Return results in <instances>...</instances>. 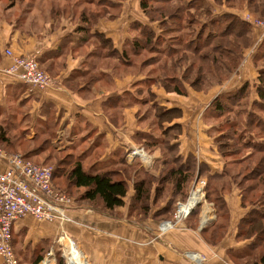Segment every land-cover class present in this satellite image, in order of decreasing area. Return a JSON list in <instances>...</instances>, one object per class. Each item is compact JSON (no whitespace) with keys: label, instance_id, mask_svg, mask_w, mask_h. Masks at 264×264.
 I'll use <instances>...</instances> for the list:
<instances>
[{"label":"crops","instance_id":"0c3cea01","mask_svg":"<svg viewBox=\"0 0 264 264\" xmlns=\"http://www.w3.org/2000/svg\"><path fill=\"white\" fill-rule=\"evenodd\" d=\"M130 7L128 5L123 10L127 14L125 19L122 17L116 20L107 16V19H114L117 23L119 21L118 26L110 28L103 23L90 30L81 23L75 24L73 18H67L65 14L58 18L44 17L38 26L36 19L39 15H35L33 22L27 25L28 13H25V9L22 18H15L13 8H2L0 129L14 143L21 137L28 139L22 136L26 133L31 134L29 139L43 135L47 138L46 135H49L50 140L57 143L59 148L75 151L76 158L81 159V162L88 161V172L91 167L99 168L110 163L109 168L117 159L126 161L125 153L137 143L151 142L150 145L157 144L158 147L148 145L151 151L143 163L145 170L151 173L161 162L159 142L164 138L163 133L172 127L170 130L176 136L174 141L178 143V152L182 157L191 154L198 163H205L210 171L218 172L220 160L215 154L217 152L213 140L204 138L209 129L202 126L200 117L199 121L194 119L197 107L200 109L205 103L201 93L190 89L182 97L167 93L161 87H148L147 77L140 76L133 80V70L130 69L128 71L131 72L119 77L115 71L122 64L112 57L105 58L107 47L103 44L98 42L95 48L98 41L93 39L95 34L110 40L113 50L116 49L119 54L128 48V44L133 41V16L141 18L139 12L133 13ZM65 13L67 15L68 9ZM224 13L237 14L230 10L217 15ZM69 14L72 16V9H69ZM256 48L255 44L243 60L242 68L253 58ZM6 49L14 54L34 57L41 69L51 76L52 84L46 90L39 91L4 74L3 70L11 64V59L4 53ZM129 57H133V53ZM110 60L116 65L109 69L105 62ZM131 64L133 67V61ZM243 71L237 76V82L256 81V69L249 71L248 75L242 74ZM237 89H228L222 93H231ZM144 96L149 98L148 102L141 99ZM256 98L252 91L250 101ZM156 106L177 109L181 113L162 124L163 135L160 136L152 131L153 127L148 131L137 122L133 124L135 120L139 121L137 118L134 120V116L140 115L142 119L143 110L144 113L149 110L145 114L150 115L153 121ZM5 167V162L0 159V171ZM154 192L155 185L153 195ZM221 196L228 215L224 221L204 201L189 218L163 234H160V224L167 220L158 222L153 217L127 219L110 216L92 207H79L75 201L69 212L73 222L65 224L63 231L79 246L84 264H238L244 256L249 255L246 250L255 241V238L238 237L251 208L241 205L240 193ZM211 209L215 219L199 230V222L212 214ZM61 231L56 223L37 222L32 217L17 220L12 227V242L19 264H38L52 250L55 252V264L59 260L64 263L68 243L59 245ZM186 252L201 255L205 260L201 263L193 262L186 256Z\"/></svg>","mask_w":264,"mask_h":264},{"label":"trees","instance_id":"16d2710c","mask_svg":"<svg viewBox=\"0 0 264 264\" xmlns=\"http://www.w3.org/2000/svg\"><path fill=\"white\" fill-rule=\"evenodd\" d=\"M154 1L161 2L162 7H148L146 3H142L141 9L142 13L146 17H149L151 22L158 23L159 26L161 25L163 27V31H161L160 34L148 30L145 25H140V23L135 25L132 24L131 27H133V31L139 30L141 33V39L144 37V41L141 43L132 41L128 44V48L123 49L120 54L116 51V49L113 50L110 40L103 39L96 34L93 36V39H95V41L98 40V42L103 44L105 48L107 47L106 49L110 48L107 54H105V58L107 59V57H112L115 60L117 59L118 63L120 62L122 67L124 66V69L129 66L131 67L132 65L131 58L129 57L130 53L136 55L137 59L142 60V56L145 52L147 53L151 51L152 54H156L154 52L163 54V51L166 52L165 50H167V60L160 62V65H157V68H151L149 73L146 74V71L145 73L143 72L147 75L146 84L148 87H151L152 83L153 85L158 83L162 85L161 88H163L167 93L170 92L179 96H185V92L183 91L184 88L182 89L181 82L186 80L187 77L185 72L181 71V66L186 64V58L183 55L178 56L174 51L168 53L170 46L179 45L183 39H179L176 36H174L173 39L168 38V41L166 42L167 45L160 51L158 50L161 48V44L164 43L165 36L172 33L174 34L182 28L189 31V25H197L200 19L193 20L188 18V22L185 24L183 18L186 17L185 15H188V9H186L185 6L179 5L182 0H153V2ZM222 1L228 0H215L217 4H220ZM256 2H260L263 13L262 10L257 7V3L252 2V0H244L242 4L250 7V10L256 15H264V0H257ZM108 6H110V4H108ZM108 6H103L102 12L109 10L107 8ZM206 8L208 10L203 11V13L205 15L209 14V17L205 19L208 21L203 23L199 30L194 33V37H191L192 40L189 41V45L192 44L195 47L196 51H194V53H197L198 55L197 60L199 61V66L201 68L202 65H210L212 68L216 67L217 72L226 71L231 73V67L234 65L232 58H234L233 54L235 53L224 45V41H227L225 38L229 39L230 37H233L235 41L231 40V42L234 43L232 44L241 53V50L247 47L246 44L249 42L248 40L250 34L247 29H244V31L241 29H238V31L233 30L229 23H238L244 28H248L249 26H247L244 21L237 19L238 17L236 14L224 13L221 15H214L212 7ZM192 10L190 11H192L194 15L199 14L201 16L199 7L196 4H194V8L192 7ZM89 19L91 20V18ZM227 19L232 20L226 24L228 21ZM90 20L82 19L84 23H88ZM181 20L183 21V24L182 22L180 23ZM175 24H177V26H175ZM179 24H182V27H178ZM85 27L89 29L87 25H85ZM230 28H232V30H230ZM236 41L241 42V45ZM261 41H263L261 46H264V38H262ZM209 45H213L212 51H218L219 53H217V55H212L213 57H205L203 63L202 56L200 54L202 49ZM149 47H152V49ZM239 51L238 54L236 52L237 57L235 59V65L232 67L233 69L237 65L238 60L241 58ZM263 60L264 50H262L259 54L257 53L253 57L254 67L256 68L258 75L255 83L250 84V82H245L234 92L219 93L217 97L211 101L210 108L204 114L205 123H214L213 128H211L213 131L217 133L221 131L227 132V135H224V133L219 135L215 142L216 149L222 157H229L238 153H243L240 154L237 159H234L237 160V162L232 160L231 163L228 164L225 161L223 164L224 169L218 172H212L205 163H198L193 155L189 154L186 158L182 157L178 152V143L174 141L176 136L172 133V130H170L172 127H170L169 129H165V133H163L164 138H161L159 145L163 151L165 150L167 152L169 159L172 157V160L169 162L170 165H167V163L163 164V167L159 172V178H154L153 180V182H157V185H155L153 203L156 204V201L161 203L162 200L168 196L165 211L167 214L171 213L169 215L166 214L163 218L164 220H168L172 218L175 200L185 196L186 185L191 179H193L195 173L200 172L201 174H207L211 184L206 188V196L208 199L211 198L214 200V204H216L215 206L217 209L216 215L224 221L228 218L226 215L227 209L225 207V202L218 191V189H223L219 188V186L223 185L224 182L222 181L219 185L214 186L212 180L216 179L217 181H220L218 179H221L222 176L229 173L226 169L227 166L233 167L235 165L242 164V173H245L244 171H246V174L240 176L238 172H235L234 169H232L231 181L240 189L241 205L243 207H249L251 205L252 207H250L251 210L246 215L247 220L243 221V223L245 222V225L243 224V226H241L238 232V237L244 239L255 238L253 244L254 248L257 244L260 245L261 243L264 246V67H259L258 63L259 61L264 62ZM152 61H155L151 62L154 64L158 61V59L153 58ZM151 63L147 65L140 62L138 66L139 68H145L150 66ZM226 64H232V66ZM218 65L222 67H218ZM210 66L209 68H211ZM191 67L194 68L195 64L190 65L188 71L191 70ZM199 71L201 72V69L197 70L198 75ZM156 73L159 74V78L155 77ZM202 78L203 76H200L199 78H196L194 83H187L192 90L200 91V86L203 83ZM221 79L218 81H222ZM251 88L255 89L254 92L257 96V98L252 102L250 101ZM154 111L157 122L158 124H161V126L163 123H168L169 120L176 118L181 114L177 109L169 110L161 106H156ZM161 128H163V126ZM23 138L24 137H21V139ZM9 139L10 138L6 137V133L0 129V148L10 152L13 151V144L16 143H12ZM228 148L229 150H227ZM34 150L36 149L23 152L22 156L24 159H26L25 155L27 153ZM245 150H251L252 153L250 152L245 154ZM253 153L258 154V157L256 158L255 155V157H253ZM66 160L69 165V169L66 172H63L62 176H65V179L70 187L77 191H81L79 202L92 205L99 204L103 209L111 211L123 206L127 193V187L125 180L120 178V172L112 173V171L109 170H102L92 174L83 168L81 159L76 158L74 155L69 154ZM248 160L249 163L243 165L244 162ZM120 163H123L122 159L120 160ZM60 165L62 166L65 164L62 163ZM58 170H61V172L63 171L62 167H58L56 171ZM56 171L53 169V185L54 178L57 179L58 175L56 174ZM209 173H212V175ZM233 173H236V175H233ZM234 176H236V178ZM242 182L250 185L243 186ZM152 187L153 185L151 184L150 179H146V181H137L134 186V203H132L135 206H139L141 209L143 208V210L147 209L146 205L148 203ZM256 204H259L258 206H261V209L256 208ZM260 262L261 264H264V256L261 258ZM57 264L64 263L62 260H59Z\"/></svg>","mask_w":264,"mask_h":264},{"label":"rangeland","instance_id":"374dc122","mask_svg":"<svg viewBox=\"0 0 264 264\" xmlns=\"http://www.w3.org/2000/svg\"><path fill=\"white\" fill-rule=\"evenodd\" d=\"M243 1L244 0H228V1H222L220 4H217L215 2V0H182V2L180 1L179 5L185 6L186 9H188V12H187L188 15H185L187 18L186 17L183 18V21L185 22V24H187L188 18L193 19V20L200 19L199 23H197V25H193V26L189 25V27H190L189 31L182 28L174 34L173 33L168 34L164 38L165 41H164V43H162L163 46L161 44V48L158 50V51H160L161 49H163V47H165L167 45L166 42L168 41V38L173 39V37L176 36L179 39H183V41L179 45L170 46L169 47L170 49H168V53H171L174 51V52H176V54L178 56L183 55L186 58L185 59L186 64H183L181 66V71L182 72L184 71L186 74V77H187L186 80H183L181 82L182 89L184 88L183 91L185 92V94H184L185 96L187 95L188 91L190 89H192L191 87H189L188 83H192V82L194 83L196 78L203 76V78H202L203 83L200 86V91H195V92L201 93V95H202L201 99L205 103H203V105L200 109H199V107H197V111L195 112L194 119L197 121H199L201 119L200 121H201V123H203L202 126L206 129L210 130V135H209V131H208V134L206 135L207 137L204 136V138L208 139V140L212 139L214 145L216 142V138L219 135H221L222 133H224V135H227V132L221 131V132L217 133L211 129V128H213L214 123L210 124L208 122L207 123L204 122V120H203L204 114L210 108L211 101L214 99L213 98L211 100L210 98L214 95H216L214 97H217V95L219 93L221 94L222 91H226L228 89H236V88L241 87V85L244 82L240 83V82L236 81L237 76L241 73L240 71L245 70L242 72V74L248 75L249 71H253L254 69H256L254 67L255 65L253 62V58L249 59V61L244 65V68H242V66H241L242 62L245 59V57L248 56L249 52L252 50V48L255 46V44L257 45V48L253 52L254 55H256L257 53L259 54L262 50H264V46H261V43L263 42V41H261V39L264 38V36H263V32L260 29L253 27L249 23L245 22L246 25L249 26L248 28H250V29L244 28L241 26V24H238V23H234V24H233V22L229 23V21L232 19H227L228 21L226 24L229 23L231 25V27L233 28V30L238 31V29L239 30L241 29L242 31H244V29H247L248 33L250 34L249 40H248L249 42L247 41L248 43L246 44L247 47L244 48L243 50H241V53L238 49L235 48V46L233 45L234 43L231 42V40L235 41L233 37H230L229 39L225 38L229 42L224 41V45L226 47H228L230 50H232L233 53H235V54H233L234 58H232L234 65H235V59L237 57L236 52L238 54V51H239V53L241 54V58L238 60L237 65L234 67L235 70L232 68L234 65L232 66V64H226V65L232 66L231 67V71H232L231 73L226 72V71H218L217 72L216 67L212 68L210 65H202V68H201L199 66V61L197 60L198 55H197V53H194V51H196V49L192 44L189 45V41L192 40L191 37H194V33L199 30L200 26L203 23L208 21L205 19H207L209 17V14L205 15L203 13V11L208 10L206 7H212L214 15H216L217 13H220V12H227V11L232 10V11L237 13L236 14L238 17L237 19H239V20L243 21L244 19L249 17L251 23H253V24L254 23H264V15H261V16L256 15L255 13H253L250 10V7H247L246 5L242 4ZM256 1L257 0H252V2H254V3H257ZM142 3H146L148 7H154V8L162 7L161 2H155V1L153 2V0H151V1H147V0H127V1L126 0H0V17H1L2 7H4L3 8L4 10H9V9L13 8L14 10L12 9L13 10L12 14L15 18H17V17L22 18L24 15L23 9H25V13H28L27 25L29 24V22H33V17L35 15H39V17H37V19H36V25L38 26V25H41L40 22L44 21V17H48V19L50 17L58 18L59 16H61V14H65L64 15L65 17L73 18V21L75 24L81 23L84 26L87 25L89 29H93V27H95L98 24L103 25V23L105 26L111 28L112 26H118V24H120V22L118 21V23H117L116 20H118L122 17L125 19L127 14H125L126 12H123V10L126 6L130 5L131 6L130 8L133 10V13L139 12V16L141 17L140 19H138V18L133 16V25L140 23V25H145L148 30L154 31V32L160 34V32L163 31V27L161 25L159 26L158 23L151 22L149 17H146L142 13V9H141ZM108 4H110V6H108ZM194 4H196L199 7V12L201 13V16L199 14L198 15L193 14L192 7L194 8ZM103 6H108L107 8L109 10L102 12ZM55 7H57V10ZM257 7L260 10H262V13H263V9L261 8L260 2L257 3ZM34 8H35V10L33 11L32 16H30L31 11ZM66 9H68L67 15L65 13ZM69 9H72V11H73L72 16H71V14H69ZM190 10H192V11H190ZM40 14H41V16H40ZM190 14H192V15H190ZM107 16H109V18H116V20L107 19ZM88 17L91 18V20ZM82 19H86V20H90V21L88 23H84V21H82ZM183 21L181 20L180 23L182 22V24H183ZM182 24H179L178 27H182L181 26ZM175 26H177V24H175ZM232 28H230V30H232ZM254 29H257V31ZM191 31H194V32H191ZM258 31H260V32H258ZM259 33H260V36H259ZM143 38L141 39V33L139 32V30L133 31V42L137 41L138 43H141L144 41ZM91 42L94 45V42L93 41H91ZM236 42L240 43V45H241V42H238V41H236ZM89 43H90V41H89ZM97 43H98V41H96V43H95L96 44L95 48L98 46ZM237 43H235V44H237ZM212 47H213V45L212 46L209 45L206 48L202 49V52L200 55L202 56L203 63H204L205 57L206 58H207V56L213 57L212 55H217V53H219L218 51L217 52L212 51ZM237 47H239V46H237ZM149 48L152 49V47H149ZM109 49L110 48L105 49V51H104L105 54H107ZM257 49H259V51ZM165 51L167 52V50H165ZM166 52L163 51V54L159 53V52H154L156 54H152L151 51L147 52V53L145 52L142 56V60L137 59L136 55H133V57H131V59L133 61V67H131V68L126 67L124 69L122 66H118L116 68L115 73L116 74L118 73V76L123 75V73L125 74V73L131 72V71H128L130 69V70H133L132 71L133 72V80L136 79L137 77H140V76L146 77L147 76L146 74L150 72L151 68H153V67L157 68V65H160V62L167 60ZM177 55H176V57H177ZM13 56L14 57H21V58L27 57L25 55H18V54H14V53H13ZM173 56H175V55H173ZM28 57H32V56H28ZM153 58L158 59V61H156V63H154V64L151 63V62H155V61H152ZM200 61H201V59H200ZM140 62L143 64H147V65H149L151 63V65L148 67H145V68H139L138 65ZM105 63H106L105 66L107 68H109V67L111 68L114 65H116L113 60H110V61L105 62ZM258 63H259V67H262V68L264 67V62L259 61ZM11 64H12V59H11ZM193 64H195V67L194 68L191 67V70L188 71L189 66L193 65ZM38 65H39V63H38ZM153 65H155V66H153ZM209 66L211 68H209ZM218 67H222V66L218 65ZM198 69H201V72L199 71V75L197 74ZM39 70L41 71L42 74H44L45 76H47L50 79L51 84H52L53 81H52L51 76L47 72L42 70L40 65H39ZM145 71H146V74H144ZM158 75L159 74L156 73L155 77L159 78ZM220 79L222 81H218ZM253 83H255V81H250V84H253ZM152 86H156L159 88L162 87V85L158 84V83H155L154 85L152 83ZM250 90L252 92L255 89L251 88ZM180 96L185 97L183 95H180ZM141 99L145 102L149 101V98H146V96H144ZM142 100H137V101H142ZM143 106H145V104ZM144 111L145 110H143V113H142V119H141L140 115L134 116V120L137 118L139 121L135 120V122H133V124L137 122L139 124V126H142L145 129L147 128L148 131H151L150 128L153 127L154 130H152V131L156 135H158V136H160V134L163 135L162 131H161V129H162L161 124H158L157 119L155 117H153L154 118L153 121L150 120V115L145 114L146 112H149V110H147L145 113H144ZM155 116H156V114H155ZM145 117H147L148 120L145 121ZM199 117H200V119H199ZM140 119L143 121H141ZM11 134H13V132ZM23 136H27L28 139H26V140L25 139L15 140V143H17V145L13 144L14 145L13 151L9 152L3 148H0V150H2L5 154H20V155H22V153L25 151L36 149V150H34L30 153H27L25 155V157L28 161H30L31 163H34L36 165H42L45 167H53L54 171H56V169L58 167H62V169H63L62 172H61V170L56 171V174H58V175H57V179L54 178V185L53 186L56 189H58L60 192H63L71 200L72 206H74V203L76 201L78 203L79 207H92V208H94L95 211H98V212L105 211L110 216L121 217V218L125 217L127 219L128 218L149 219V218L153 217V219L158 220V222H160L161 219H162L161 221L164 220L163 218L167 214V212L165 210H166V200L168 199V196L164 200H162L161 203L159 201L158 202L156 201V204L153 203V196H154L152 194L153 187L150 190L148 203L146 205L147 209L143 210V208L141 209V208H139V206H135L133 203H134V197H135L134 186H135L137 181H139V180H145L146 181V179H150L152 185H157V182H153L154 178H159V172H160L161 168L163 167V164L167 163V165H168L169 162L172 160L171 159L172 157L169 159V156L165 150L163 151V149H161V154H162L161 162L158 163L154 167V171H151V173L149 172L150 175L147 174L148 173L147 170H145V168L143 167L144 161L141 160L140 158H138V160H136L135 162H133L135 160V159H133V161H132L133 163H127L123 159H122L123 163H120V161H119L120 159H117L116 162L112 163L109 168H108V166L110 163L106 164V165H101L99 168L91 167L89 172H91L93 174L98 172V171H102L103 169H105V170L112 171V173L113 172L114 173L120 172V178L122 180H125L126 187H127V193H126V197L124 199V204H123V206H121V208L119 210L115 209V211L114 210L111 211V210H104L101 207V205H99V204L92 205V204H88V203L79 202L81 191H77V190L73 189L72 187H70L68 185L66 179H65V176H62L63 172H66L69 169V165L66 162L68 155L70 154V155H74L76 157L75 151L69 152L65 149L59 148L57 143H54L50 140V138L48 137L49 135H46L47 138L44 137V135L42 137H33L36 139H31V138L29 139V137H31V134H27V133H26V135H23ZM9 140L12 143H14V140L12 138H10ZM146 143L147 142H145L143 144L137 143L133 148L143 149V152L145 153V156L147 157L149 154V151H151L150 148L152 146L158 147V145L157 144L150 145L149 143H151V142H149L148 144H146ZM148 145L151 147H149ZM215 150L217 152L215 154L217 155L218 159L220 160L218 163L219 169H220L219 171L224 169L223 164L225 161L228 164L231 163L232 160L234 162H237V160H234V159H237V157L240 154H243V153H238V154H235L233 156L222 157V155L216 149V146H215ZM227 150H229V148ZM250 152L252 153L251 150H249V151L245 150L244 153L246 154V153H250ZM252 155H253V157H255V156H256V158L258 157V154L253 153ZM125 157H126V153H125ZM62 163L65 165L61 166L60 164H62ZM247 163H249V160L244 162L243 165H245ZM82 164H84L83 168L85 170H87L88 169L87 165L89 164V162L84 161V162H82ZM106 168H108V169H106ZM226 169L229 171V173H226V175L222 176L221 179H218L220 181H217L216 179L212 180L214 186L219 185V183H221L223 181L224 184L219 186V188H223V189H218V191L220 192L219 193L220 195L225 196V195H227V194L229 195L233 192L235 194L240 193V189L237 187L236 184H234L231 181V175H232V169H234L235 172H238V174L240 176L243 174L245 175L246 171H244L245 173H242L243 172L242 164H240V165L238 164V165H235L233 167L227 166ZM209 174L212 175V173H209ZM233 175H236V173H233ZM234 177L236 178V176H234ZM52 179H53V177H52ZM199 180H202L205 182L204 189H205V193H206L207 186H209L211 184L207 174L206 175L201 174L200 172L195 173L193 179H191L186 185L185 196L182 198H177L174 202V206H175L177 201H184L186 199V197L190 191V188H192V186H194L195 183ZM240 180H241V178H240ZM244 185H250V184L243 183V186ZM204 200H205V202H207L209 205L212 206V209L216 213L217 209L215 206L216 204H214V200L211 198L208 199L206 195H205ZM240 200H241V197H240ZM132 205H134V206H132ZM258 205L259 204H256V208L261 209V206H258ZM249 207H252V206L250 205ZM174 209H175V207H174ZM174 209H173V212H174ZM170 213H168L167 215H169ZM227 217H228V215H227ZM214 219H215V215H214ZM167 221H170V219H168ZM11 240H12V237H11ZM11 246H12V249H13V251L17 257V262L19 264L20 260L16 254V250H15V247L13 246V242H12ZM78 248H79V246L77 247V244H76V249H78ZM246 251L248 252L249 255L244 256V258H242V260L240 262H237L238 264H261L260 260L264 256V246L262 245V243L260 245L257 244V246L255 248H254V246H251L249 248V250H246ZM64 264H69L66 257H64Z\"/></svg>","mask_w":264,"mask_h":264},{"label":"built area","instance_id":"2783aa9c","mask_svg":"<svg viewBox=\"0 0 264 264\" xmlns=\"http://www.w3.org/2000/svg\"><path fill=\"white\" fill-rule=\"evenodd\" d=\"M260 29L264 36V23H251L250 18L243 20ZM12 59V64L3 70L4 74L15 78L30 88L44 91L50 84V79L41 73L34 57H14L10 49L4 51ZM140 158H147L143 149L131 148L126 152V162L133 163ZM0 159L6 164L0 171V258L1 264H18L17 257L11 246L13 224L24 217H32L37 222L56 223L62 230L58 238L61 243H76L63 231L65 224L73 222L69 215L72 202L52 184L53 168L36 165L25 160L20 154H5L0 150ZM133 159H135L133 161ZM133 161V162H132ZM205 182L195 183L184 201H177L170 221L160 224V234L173 229L177 224L189 218L204 203ZM210 208L211 205L208 204ZM212 212V209H211ZM214 220V214L199 222V230L208 226ZM193 262L201 263L205 257L186 252ZM38 264H55V252L49 251Z\"/></svg>","mask_w":264,"mask_h":264},{"label":"bare ground","instance_id":"6f19581e","mask_svg":"<svg viewBox=\"0 0 264 264\" xmlns=\"http://www.w3.org/2000/svg\"><path fill=\"white\" fill-rule=\"evenodd\" d=\"M65 255L68 259L69 264H84L79 250L76 249V246L73 244H69L66 247Z\"/></svg>","mask_w":264,"mask_h":264}]
</instances>
